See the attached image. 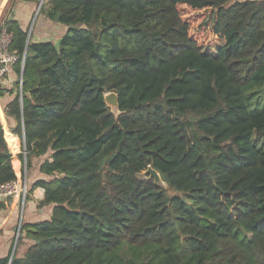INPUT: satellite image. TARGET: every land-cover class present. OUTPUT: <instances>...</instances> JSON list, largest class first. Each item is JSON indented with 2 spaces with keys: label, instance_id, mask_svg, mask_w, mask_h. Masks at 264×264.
<instances>
[{
  "label": "trees",
  "instance_id": "obj_1",
  "mask_svg": "<svg viewBox=\"0 0 264 264\" xmlns=\"http://www.w3.org/2000/svg\"><path fill=\"white\" fill-rule=\"evenodd\" d=\"M182 6L209 12L193 23ZM39 12L67 29L27 43L5 22L26 57L4 109L20 161L42 157L33 186L50 216L21 226L30 243L0 264H264V0H43ZM148 165L166 187L137 176ZM15 178L0 123V182Z\"/></svg>",
  "mask_w": 264,
  "mask_h": 264
},
{
  "label": "crops",
  "instance_id": "obj_2",
  "mask_svg": "<svg viewBox=\"0 0 264 264\" xmlns=\"http://www.w3.org/2000/svg\"><path fill=\"white\" fill-rule=\"evenodd\" d=\"M41 0H0V28L7 20H15L23 29H27L32 18L38 22L37 26L29 29L27 36L28 42L52 41L57 43L65 33L67 27L47 19L37 9ZM43 2V0H42ZM16 65H12L7 74L0 78V123L3 128L4 138L11 153V163L16 177L22 176L27 186V195L22 202L19 197L9 199L6 204H0V257L9 254L22 253L30 240L25 237V230L22 229L20 241L15 242L17 227L31 225L49 218L50 206L43 205L44 189L34 187L33 183L47 176L39 171L42 157H34L31 165L27 168L25 164V154L23 162L20 161L18 153L23 150V139L12 132V128L17 121L6 114L5 106L13 99L15 92V82L20 80L16 72ZM20 90V86H19ZM15 164L17 169L15 168ZM17 170V171H16Z\"/></svg>",
  "mask_w": 264,
  "mask_h": 264
},
{
  "label": "built area",
  "instance_id": "obj_3",
  "mask_svg": "<svg viewBox=\"0 0 264 264\" xmlns=\"http://www.w3.org/2000/svg\"><path fill=\"white\" fill-rule=\"evenodd\" d=\"M13 33L4 24L0 28V78L7 74L10 67L19 62L23 67L26 57V51L20 54L16 49L11 48ZM27 195V186L25 179L18 176L15 179L0 182V204H6L9 199L19 197L23 202ZM21 231L20 223L15 234L17 241Z\"/></svg>",
  "mask_w": 264,
  "mask_h": 264
},
{
  "label": "water",
  "instance_id": "obj_4",
  "mask_svg": "<svg viewBox=\"0 0 264 264\" xmlns=\"http://www.w3.org/2000/svg\"><path fill=\"white\" fill-rule=\"evenodd\" d=\"M41 3L42 0L38 4L37 9L40 7ZM22 68L23 67H21V72L19 76L20 82L22 79ZM104 101L106 106L110 109V111L112 112V114H114L115 117H117L121 113V111L119 110L118 96L115 91H108L104 93ZM113 158H114V153H112L109 157H107L105 162L110 163ZM137 176L140 178H146V177L153 178L156 185L161 187H166V183L161 179L160 173L156 169H154L151 165H148L146 169L137 173ZM13 254L14 253L12 252L10 255V259L12 258Z\"/></svg>",
  "mask_w": 264,
  "mask_h": 264
},
{
  "label": "rangeland",
  "instance_id": "obj_5",
  "mask_svg": "<svg viewBox=\"0 0 264 264\" xmlns=\"http://www.w3.org/2000/svg\"><path fill=\"white\" fill-rule=\"evenodd\" d=\"M179 11L181 13V16L185 19H187L188 21H192L193 23H197L198 21H200L201 19L205 18V16L208 14V9L204 10H192L188 7L182 6L179 7ZM38 22H35V19L32 18L28 27V31L29 29H32L33 26H37ZM191 202V200L189 201V203Z\"/></svg>",
  "mask_w": 264,
  "mask_h": 264
}]
</instances>
